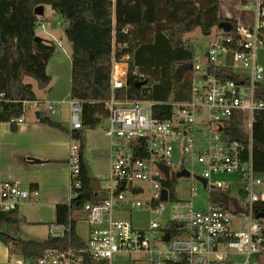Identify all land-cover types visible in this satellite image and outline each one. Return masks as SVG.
<instances>
[{
	"label": "built area",
	"instance_id": "built-area-1",
	"mask_svg": "<svg viewBox=\"0 0 264 264\" xmlns=\"http://www.w3.org/2000/svg\"><path fill=\"white\" fill-rule=\"evenodd\" d=\"M244 8L251 18H234L235 35L220 29L204 54H194L189 95L163 103L170 107L168 117L154 115L156 101L117 96L116 90L126 86L128 63L113 54L111 95L105 102L109 171L101 189L106 197L82 206L88 238L81 237L83 245L71 244L74 212L67 223L56 220L49 226L50 237L66 239L65 247L47 248L35 258L15 253L9 264H257L264 254V210L256 205L264 201V192L256 188L264 185V177L254 173L251 133L255 113L264 109L257 95L264 81L257 60L264 49V0H247ZM223 57L239 80L217 76ZM67 103L70 131L83 129L82 101L70 97ZM42 104L40 99L19 102L20 115L10 121L22 122ZM58 107L51 102L49 114L56 116ZM232 118L250 129L249 143L226 137ZM80 151L72 138L69 205L81 188ZM183 170L189 175L177 176ZM227 175L236 178L221 179ZM186 180H191L189 189L179 193L176 187ZM171 183L176 186L170 188ZM39 194L13 179L0 181V214L15 212ZM213 194L229 196V208L214 202ZM233 210L241 220L237 228ZM137 211L148 213L147 227L137 226Z\"/></svg>",
	"mask_w": 264,
	"mask_h": 264
},
{
	"label": "trees",
	"instance_id": "trees-1",
	"mask_svg": "<svg viewBox=\"0 0 264 264\" xmlns=\"http://www.w3.org/2000/svg\"><path fill=\"white\" fill-rule=\"evenodd\" d=\"M45 2L65 23L64 34L72 48L70 97L81 100L83 107V129L73 131L55 115L43 116L39 112V120L69 132L80 143L79 197L71 205L57 204V221L67 223L69 215L83 204L106 197L82 158V138L84 127H95L103 117H108L105 102L111 95L113 54L117 61L128 63L126 86L116 90L117 96L156 101L154 115L165 118L169 116L170 107L163 102L169 97L159 99L153 82L166 77L171 84L174 81L175 85L187 88L192 81L194 55L190 51L177 66L161 59L158 51L161 37L173 49L187 52L184 48L186 34L197 28L210 34L220 22L227 20L233 25L227 33L235 35L237 20L220 15L221 0H0V91L5 94V100L0 101L1 121H10L20 115V111L16 112L19 102L38 100L32 84L25 82V77L34 78L40 88H46L52 79L47 66L55 52V41L42 36L36 39L40 15L35 13V8ZM130 25L133 29L125 32ZM186 58L189 61L185 63ZM177 68L184 71L179 82L170 77V72ZM216 73L223 80L240 79L228 66H218ZM257 95L264 101V81L259 84ZM225 135L231 140L249 143V135L239 119H231ZM252 163L255 175L264 177V109L255 113L252 126ZM175 186L176 183L169 184L170 188ZM212 200L224 201L225 207L229 208L227 195L213 194ZM256 206L264 210V201ZM21 221L14 212L0 214V225H15ZM72 236L71 244H84L76 232L75 221ZM0 241L9 247L10 255L18 253L28 258L40 256L47 248L68 244L66 239L52 237L22 239L2 230Z\"/></svg>",
	"mask_w": 264,
	"mask_h": 264
},
{
	"label": "crops",
	"instance_id": "crops-1",
	"mask_svg": "<svg viewBox=\"0 0 264 264\" xmlns=\"http://www.w3.org/2000/svg\"><path fill=\"white\" fill-rule=\"evenodd\" d=\"M242 1L243 0H229V6L227 8L226 4H223L221 0L220 15L226 18H233L237 13L240 14V10L236 9L235 4L239 3L245 6L246 3L242 4ZM245 2H247V0H245ZM245 14L249 15L247 18L249 21L251 15L246 12ZM54 38L56 39V37ZM161 38L162 42L158 45L159 54L162 56L161 59L164 58L169 62L176 63L177 66L179 64L178 62H182V60L188 54H190L189 50L186 52L185 50L173 49L167 40H165L163 37ZM211 41L212 40H210L206 46L200 49V53L207 51L206 49L208 48ZM187 42L191 43V40L188 39ZM64 52L70 56L71 73L72 48L68 41L66 48H64ZM147 54L150 53L148 52ZM260 57L261 54L259 53V61L261 60ZM221 62L222 66L229 64V61L224 57L222 58ZM48 67L49 64L47 66V72L52 77L48 91L49 93L54 94L57 93L58 90H53V87L51 86L54 75L52 72L48 71ZM183 74L184 71L180 70L178 75L179 80ZM173 84H171V81H168L166 77H162L160 79L158 78L153 82L155 95L158 96L159 99L169 97V100L167 101L185 99L188 96L187 94H189L190 86L186 88L181 86V84ZM49 85L44 89H47ZM32 87L36 97L40 100H44L43 98L38 97L33 84ZM67 95L70 97V88ZM39 112L43 115L41 110H33L34 114L29 115L28 113L22 122L0 120V181L13 179L20 182L22 186L26 188L39 189L40 194L38 197L31 198L23 202L14 212L15 216L19 220L23 221H21L19 224L9 225L8 227L22 225L24 232H26V234L29 236H32L31 238L42 240L41 238L44 236V240L50 237V224L57 220V204H68L70 201L71 185L69 149L72 138L69 132L54 128L39 120L40 115H37ZM55 117L58 121L63 122V124H65L70 129L69 115L68 119L66 120L60 118L59 115H56ZM245 128L246 133L250 136V129L247 126H245ZM85 130L86 127H84V135L88 137V134H85ZM94 150L95 149L91 147L88 148L89 157H91V153L94 157L101 156V149L98 152ZM104 152H106V150ZM82 158L88 166L91 177L95 178L92 174L91 164L86 159L85 144L83 145L82 149ZM105 158L107 161L106 172L108 173L109 159L107 152ZM11 256L12 255H10L9 247L0 241V264H9Z\"/></svg>",
	"mask_w": 264,
	"mask_h": 264
},
{
	"label": "rangeland",
	"instance_id": "rangeland-1",
	"mask_svg": "<svg viewBox=\"0 0 264 264\" xmlns=\"http://www.w3.org/2000/svg\"><path fill=\"white\" fill-rule=\"evenodd\" d=\"M222 3L226 4L227 8L229 6V0H222ZM236 9L240 10V14L242 10L244 9V6L236 3ZM225 6V7H226ZM44 7V13L40 16H38V27H37V34L39 36L44 37L47 40H51L53 38L55 40L56 48L53 57L51 58L49 62L48 71L52 72L54 77L51 82V86L53 87V90H58L57 93H49L50 85L47 89L40 88L37 84V81L34 78L26 77L25 81L32 83L34 85V89L38 95V97L43 98V104L41 112L43 115H49V109L48 105L53 102L54 104L58 103V111L56 115H59L62 119H68V110H69V96L67 95L70 85V56L67 55V53L64 52V48H66L67 41L65 39L64 34V26L65 23L61 16H59L54 9L50 6L48 3H43ZM238 13L233 17L237 18ZM41 24L44 25V27H41ZM220 31L219 26H216L212 29V32L210 34H205L202 32L200 28L195 29L193 32L185 35V46L184 48L191 51L192 55L196 53H200V49L208 44L210 40H213L215 35ZM56 37V39L54 38ZM188 39L191 40V43H188ZM207 50V49H206ZM264 49H260L257 53V60L261 66L264 67ZM206 52V51H205ZM200 53V54H204ZM259 53L261 54V60L259 61ZM68 57H67V56ZM189 61V58H186L185 63ZM192 61V58L190 59ZM193 62V61H192ZM179 68L176 69L175 72H170V77H174L176 81H180L178 78L179 75ZM61 79V81H60ZM184 80H186V75L184 77ZM69 81V82H68ZM56 99V100H55ZM62 110V111H61ZM61 111V113H60ZM33 110L29 112V115H33ZM28 115V114H27ZM107 124V119L103 117L99 124H97L95 127H86L85 134H88V137L85 135L82 138L83 145L85 144V153H86V159L91 164L92 168V174L97 179L98 187H103L105 185L106 177H107V161H106V152L108 154V137L106 136L105 127ZM244 129L246 131V128L244 126ZM91 147L95 149L97 152L100 151L101 156L94 157L91 153V157L88 155V148ZM94 150V151H95ZM106 150V152H104ZM104 153V154H103ZM104 155V156H103ZM236 177L235 175H227L222 176V180H234ZM191 180H186L184 183H181L176 187L177 191L179 193H183L187 189H189L191 185ZM186 189V190H184ZM232 191H234V187L232 185L231 188ZM256 191L261 192L264 191V185L259 186L256 188ZM216 193V192H215ZM141 199H144L147 197V195H140L138 196ZM76 214V232L77 234L82 237L83 239L88 238V232H87V221L84 217L85 213L82 208L75 211ZM124 218H127L126 214L123 215ZM148 213L137 211L135 214V221L137 222V226L145 228L148 226ZM232 227L237 228L241 222V220L238 219V212L236 210H233V217H232ZM264 223V221H263ZM22 225L18 226H4L0 225V230L7 232L9 235L13 237H19L22 239H30L32 236H29L24 232ZM42 236V240H43ZM13 257H16V254H13ZM257 264H264V254L259 255L257 260Z\"/></svg>",
	"mask_w": 264,
	"mask_h": 264
},
{
	"label": "water",
	"instance_id": "water-1",
	"mask_svg": "<svg viewBox=\"0 0 264 264\" xmlns=\"http://www.w3.org/2000/svg\"><path fill=\"white\" fill-rule=\"evenodd\" d=\"M245 3H246L245 0H243V1H242V4H245ZM35 13H36L37 15H42V14L44 13V7H43V5H39V6H37V7L35 8ZM244 16H245V10H242V11H241V16H240V18L243 19ZM218 26H219L220 29H223V30H225V31H230V30L232 29V27H233L232 23L229 22V21H227V20H224V21L220 22V23L218 24ZM39 38H40V36L38 35V36L36 37V39H39ZM208 71H209V70H208ZM16 112H18V109H16ZM37 115L39 116L38 113H37ZM165 171H166V173H168V168H167V167H165ZM181 175H186V176H188V175H189V172L186 171V170H183V171H180V172L177 173V176H181ZM203 181H204V183H205V180H203ZM165 196H166V190H164V197H165ZM78 197H79V196H77V198H78Z\"/></svg>",
	"mask_w": 264,
	"mask_h": 264
}]
</instances>
